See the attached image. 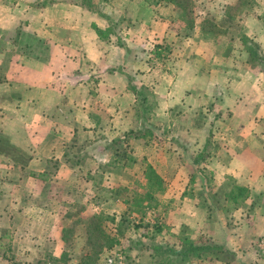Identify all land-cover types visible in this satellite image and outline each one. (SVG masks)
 Returning <instances> with one entry per match:
<instances>
[{"label":"rangeland","instance_id":"374dc122","mask_svg":"<svg viewBox=\"0 0 264 264\" xmlns=\"http://www.w3.org/2000/svg\"><path fill=\"white\" fill-rule=\"evenodd\" d=\"M228 1L0 0V264H264V0Z\"/></svg>","mask_w":264,"mask_h":264},{"label":"crops","instance_id":"0c3cea01","mask_svg":"<svg viewBox=\"0 0 264 264\" xmlns=\"http://www.w3.org/2000/svg\"><path fill=\"white\" fill-rule=\"evenodd\" d=\"M163 3H169V2L163 1ZM227 3L232 4V3H234V0H230ZM63 9H66V11L69 12L68 13L69 15H67L68 17H71L70 13L74 12L75 14H82V17L87 18V20H82L84 22H79L80 25H78V26L79 27L82 26L84 28V30L83 29H80V30L83 32V36H88V37H86V38L82 37L79 40L72 41L73 45H74V43L80 44V46L74 45L76 48H78V49L82 48L84 51V50H86L87 44H96V41L102 42V41H100V39H98V36H97L95 30L92 29L93 27H91V23H90L93 20V22L95 21V24L98 27L104 28L105 27L104 22L102 19H100V17H98L94 14H91L87 11H84L81 7H78L77 5H74V4L73 5H67V7H64ZM88 16L90 19L88 18ZM89 20H90V22H89ZM70 21L71 20L67 18V22H62V23H60V22H32L31 25L33 27H39L40 29L43 27L50 26L52 24H60L62 27H68V26H70L68 24V22L71 23ZM25 24H28V23H26V22H0V29L10 30V29H14L15 27L20 28V26L22 27ZM244 25H245V27L243 28L244 34L253 38L254 42L259 44L261 48H264V22H255L254 26L253 25H246L245 23H244ZM48 41L50 42V40H48ZM61 41H64V40H61ZM67 42H69V41H67ZM52 43H54V42H52ZM246 72H248V71H246ZM250 75H251L250 73H246L244 75L242 74V76L237 79V81H238L237 83H243V82L248 83L250 81H253V78L249 79ZM257 75L263 76L264 73L262 71H258ZM250 83L253 84L254 87L256 88V90H257L256 94L254 96L245 95V97L238 98L235 100V102L233 104L234 111L241 110L243 113H247L248 119H249L250 113L254 110V108H255V110H257V112L264 110V92H262L259 89L256 81H255V83H253V82H250ZM44 86H46V85H44ZM262 90H264V88ZM25 92H27V94L32 93V95H30V96L35 97V96H33V92L34 93L38 92V88L37 87L34 88L33 85H31V88H29V89L26 88ZM19 105L21 106V103ZM257 112L255 115H257ZM261 114H264V112L261 111L259 113L260 117H261ZM259 124L261 126V129H259V135L263 138V140L258 141L259 142L258 146L261 149H263L262 151H264V148H263V146H264V128L262 127V126H264V121H261ZM263 154H264V152H263ZM229 162L230 163L228 164V168H229L228 172H230V171L234 172V169H235L234 163L235 162H233V158L230 159ZM240 166H242V165H240ZM240 166H238L237 169L240 168ZM239 176L240 175L238 174V177ZM241 184L248 186L250 188L253 187V189L256 190L257 189L256 187L258 185L264 184V178L259 179V181L255 184V187L252 185H248L246 181H242ZM262 229H263L262 231L264 232V228H262ZM218 264H222V263H218Z\"/></svg>","mask_w":264,"mask_h":264},{"label":"trees","instance_id":"16d2710c","mask_svg":"<svg viewBox=\"0 0 264 264\" xmlns=\"http://www.w3.org/2000/svg\"><path fill=\"white\" fill-rule=\"evenodd\" d=\"M10 1H12V0H10ZM161 1H166V2L173 3L176 7L181 6V7H182V10L184 11V13L187 14L186 9H187V5L189 4V0H161ZM148 174H149V176H150V174H151L152 177H153L154 179H156L157 181L160 180L159 175L156 174L155 171H153V170L151 171V169H148ZM150 178H151V177H150ZM239 189H240V193L246 191V193H245V198H246L247 195H248L247 187H246V186H242V187H240ZM189 249H191V247H190V248H184V249L182 250V251H183V254H186L187 251H189ZM199 249H201V247L193 248V250H199Z\"/></svg>","mask_w":264,"mask_h":264},{"label":"built area","instance_id":"2783aa9c","mask_svg":"<svg viewBox=\"0 0 264 264\" xmlns=\"http://www.w3.org/2000/svg\"><path fill=\"white\" fill-rule=\"evenodd\" d=\"M105 264H127L125 261L122 260V257L117 255L116 257H108L105 261Z\"/></svg>","mask_w":264,"mask_h":264}]
</instances>
